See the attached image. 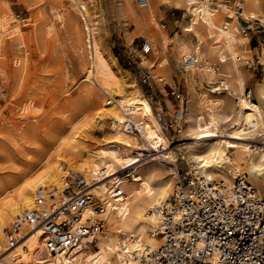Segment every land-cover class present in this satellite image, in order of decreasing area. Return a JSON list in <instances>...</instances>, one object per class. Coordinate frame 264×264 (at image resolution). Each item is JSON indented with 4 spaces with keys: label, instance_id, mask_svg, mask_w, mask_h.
I'll return each mask as SVG.
<instances>
[{
    "label": "bare ground",
    "instance_id": "bare-ground-1",
    "mask_svg": "<svg viewBox=\"0 0 264 264\" xmlns=\"http://www.w3.org/2000/svg\"><path fill=\"white\" fill-rule=\"evenodd\" d=\"M6 1L0 0V45L6 36H16V39H21L22 36L20 27L15 24L11 25L16 20L2 12ZM45 1L36 0L30 5L36 7L44 4ZM125 1L127 4L128 0ZM161 1L174 5L184 2L189 14V23L183 29L185 32L195 31L196 25H202L209 31L208 33L214 30V34L222 39L221 46L211 49L219 67L209 63L206 53L198 42L193 48L196 62L187 64L188 68L185 70L188 76L194 74L196 69L203 79L212 80L217 77L221 82L220 87L214 86L209 90V92L216 93L215 95H203L201 98L195 99L192 92L193 83L190 76H186L189 95L183 115L184 136H188L189 139L201 140L185 145L189 153L187 161L192 165L196 174H201L207 180H221L229 186L238 175H242L253 184L252 179L258 178L264 171V145L251 149L247 143L241 140H247L255 134L262 137L264 144V72L263 79L256 81L252 88L257 100L247 97L244 73L239 63L243 59L236 54L234 47L239 42L236 37L238 30L233 28L229 21H221L218 10L210 7L208 0ZM77 3L80 4L82 10L78 11L83 21L84 43L89 58L84 75L88 80L93 78L96 84L102 88L103 93L109 94L112 105L118 109V113L115 112L112 105L107 106L106 100L101 107L96 109L95 120L97 122L101 121L103 117H108L114 122L111 125L112 133L102 143L92 150L77 148L76 144L69 147L72 157L68 163L81 171V174L89 182L88 187H92L90 189L95 191L103 205V211L99 213L92 211L90 206H85L84 217L90 216L91 220L96 216L102 217L107 226L105 233L98 236L97 247L77 256L78 260L81 259L78 264H141L138 257L126 256L125 252L119 248L116 234L121 231L135 236L131 239L132 242L127 243V246L136 249L137 254L146 249H152L160 243L158 237L148 233L150 224L155 221L154 216L150 215L148 210L170 194L175 172L172 171V174L167 171L168 168H171L168 163L174 160V151L177 147L172 146V141H169L162 131L161 125L145 97L137 88L128 87L127 89L121 68L116 63L115 57L107 56L94 35L93 27L88 25L83 12L86 9L85 5ZM151 5L150 0H146V8L142 11V16L152 15ZM239 7V12L244 17L256 19L261 13L264 20V8L258 0H242ZM54 10L55 16L60 18L61 8L58 7ZM66 12L72 29L78 33L79 37L80 27L75 25L77 23H75V8L66 9ZM44 24H39V27L34 29L31 34L35 41L37 38L43 39L44 34L47 35L52 30L53 23ZM180 50L187 51L186 55L192 54L184 43L180 45ZM258 58V62L264 64V45L261 46ZM86 62L88 61L86 60ZM111 90L116 93L113 94ZM222 90L226 92L221 93ZM93 94L95 92L89 88L85 95L86 104L76 118L84 130H88L93 121L89 112V105L94 100ZM231 96L235 100L236 108L232 115H229L225 114V110L229 107L228 100ZM201 106H205V114L199 110ZM123 109L131 110L130 117L135 122H141L139 135L128 134L117 128V123L124 121L125 118ZM99 114H102V117ZM66 124L68 125L67 129L74 126L73 120L69 117ZM212 137L225 138L209 139ZM67 138L68 136L61 135L54 146L42 149V153L38 154L35 159L37 162L34 167L28 166L22 169L17 176L9 178L8 183L3 184L0 180L1 193L5 194L4 200L0 202V228L13 214L16 215L32 206L31 190L34 186H45L43 184L46 182L59 184L61 178L59 158L53 157V153L57 152L60 142L67 141ZM142 149H151L160 154L150 157L148 162L143 164L145 161L141 162V158L137 157L136 153H132ZM179 155L185 158L184 154L180 153ZM125 168L130 169L126 175L116 174ZM121 172L123 173V171ZM115 175L118 177L112 178ZM168 175L170 176L168 177ZM93 178L96 181L91 182ZM103 179L111 184L107 186L106 182H102L96 185ZM116 180H119V185L124 192L121 201L114 200L110 194V189ZM42 233L40 228L26 233L11 251L0 256V262L3 264L29 263L30 261L40 264L62 263L63 260L60 257L49 258V254L44 251ZM137 237L138 239H136ZM0 240H3L1 234Z\"/></svg>",
    "mask_w": 264,
    "mask_h": 264
},
{
    "label": "rangeland",
    "instance_id": "rangeland-1",
    "mask_svg": "<svg viewBox=\"0 0 264 264\" xmlns=\"http://www.w3.org/2000/svg\"><path fill=\"white\" fill-rule=\"evenodd\" d=\"M34 1L36 0H7L2 10L16 20L11 25H18L22 35L21 39H16V36H6L0 45V180L3 184L8 183L9 178L17 176L22 169L28 166L34 167L37 162L35 159L42 153V149L54 146L61 135L68 136L67 141H61L58 147L56 146L57 152L53 153V157L59 158L60 177L67 173H81L78 168L68 163L72 157L69 147L76 144L77 148L92 150L112 133L110 118L103 117L98 122L95 120L96 109L102 106L109 94L103 93L102 88L93 78L88 80L84 75L89 58L84 43L83 21L79 13L81 8L77 2L85 5L86 9L83 11L85 19L88 25L93 27L101 48L107 56L115 57L127 89L137 88L148 101L153 114L156 109H162L165 120H168L178 108H182L184 114L187 106L189 84L186 76L188 75L181 69L180 63L182 56L188 53L184 50L179 51L180 45L186 44L193 53L194 45L199 42L209 63L218 66L211 49L221 46L222 39L214 34V30L208 33L209 31L202 25H196L195 31L185 32L183 29L189 23V14L184 2L174 5L169 2L163 3L161 0H150L153 13L142 16L146 6H141L139 0H128L127 4L125 0H46L44 4L31 7L30 3ZM258 1L264 8V0ZM241 2L242 0H208L209 6L218 10L220 20L229 21L231 26L238 30L236 37L239 42L234 47L236 54L243 59L239 63L244 73L245 88L246 90L249 88L251 97L257 100L252 88L256 81L263 79L264 66L258 62V54L261 46L264 45V20L263 14L260 13L249 28L241 31V27L247 25V19L253 20L244 17L236 9V4ZM55 7L61 8L60 18L55 16ZM69 8H75V23L77 22L75 25L80 27L81 39L70 24L66 12ZM44 23H53V28L49 34H44L43 39L37 38L35 41L31 34L39 24L45 25ZM144 41L151 43V50L147 53L141 50ZM189 76L193 83L192 92L195 99L203 95L216 94L209 90L220 83L219 78L203 79L196 69L194 74ZM89 88L95 94H93V102L89 105L93 121L88 131L83 129L76 118L86 104L85 95ZM173 91L182 94V101L179 102L174 97ZM224 92L226 91H221ZM112 93L116 92L112 91ZM163 96L169 97V106L163 102ZM234 101L232 96L229 97V107L225 110V114L232 115L236 108ZM109 105L112 104H107ZM112 107L118 113L116 106L112 105ZM199 110L206 113L205 106L199 107ZM99 115L102 117V114ZM68 117L74 123L71 129H67ZM161 121H159L160 125ZM179 126L180 132H175L172 127L162 131L169 141H172V146L177 147L174 156L178 157V160L182 161L181 166H184L189 156L185 145L201 140L184 136L183 120ZM222 138L225 137L209 139ZM262 140L260 135L254 134L249 139L241 141L253 149L264 145ZM132 153L134 154V151ZM180 153L184 154L185 158L181 159ZM158 154L160 153L154 155ZM149 158V156L141 158L140 161H145L143 163L145 164ZM168 164L171 168L167 171L172 173L173 164L172 162ZM129 170L125 168L118 172L123 171L120 174L124 176ZM61 178L59 184L46 182L43 185L48 188L61 187ZM102 182H106L107 186L110 184L103 179L96 185ZM252 183L262 188L264 171L261 176L252 179ZM35 187L32 188L31 193ZM91 193L94 200L101 203L95 191L91 190ZM4 197L5 194L1 193L0 189V202ZM14 215L0 228L2 236L4 228ZM92 250L94 248L88 249V251ZM79 260L77 259L75 264H78ZM28 264L40 263L30 261Z\"/></svg>",
    "mask_w": 264,
    "mask_h": 264
},
{
    "label": "built area",
    "instance_id": "built-area-1",
    "mask_svg": "<svg viewBox=\"0 0 264 264\" xmlns=\"http://www.w3.org/2000/svg\"><path fill=\"white\" fill-rule=\"evenodd\" d=\"M145 3L146 0H139L141 6ZM239 8L236 4V9ZM254 20L247 19L241 31L249 28ZM141 50L149 52L151 43L144 41ZM195 62V54L183 55L180 67L185 71L187 64ZM219 84L216 87H220ZM173 93L179 102L182 101V94ZM246 95L253 99L249 88ZM106 102L112 104V99L107 97ZM122 112L125 118L117 123V128L139 135L141 122L130 117L131 110L123 109ZM154 115L162 120V129L172 127L175 132L181 131L182 108L174 110L168 120L163 118L162 109H156ZM134 153L139 158L156 154L151 149ZM171 162L175 180L170 194L148 210L155 218L148 233L158 237L160 243L137 254L136 249L127 246L135 236L119 231L117 243L126 256L138 257L141 264H264V184L259 188L238 175L228 186L221 180H207L196 174L189 162L181 166L178 157ZM115 177L118 176L112 178ZM88 186L89 182L77 172L64 175L59 188L35 187L32 206L18 212L4 228L0 256L11 251L26 233L40 228L43 249L49 258L60 257L63 260L60 264L77 263V256L97 247L98 236L107 229L104 218L84 217L87 205L92 211H103V205L94 200ZM110 194L114 200H122L124 192L119 180L113 183Z\"/></svg>",
    "mask_w": 264,
    "mask_h": 264
},
{
    "label": "crops",
    "instance_id": "crops-1",
    "mask_svg": "<svg viewBox=\"0 0 264 264\" xmlns=\"http://www.w3.org/2000/svg\"><path fill=\"white\" fill-rule=\"evenodd\" d=\"M162 100H163V102L166 104V106H169V104H170V99H169V97L164 98V96H163ZM168 101H169V102H168Z\"/></svg>",
    "mask_w": 264,
    "mask_h": 264
}]
</instances>
